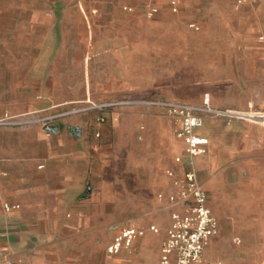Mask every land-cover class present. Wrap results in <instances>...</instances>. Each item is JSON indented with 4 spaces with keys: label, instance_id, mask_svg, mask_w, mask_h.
Wrapping results in <instances>:
<instances>
[{
    "label": "rangeland",
    "instance_id": "1",
    "mask_svg": "<svg viewBox=\"0 0 264 264\" xmlns=\"http://www.w3.org/2000/svg\"><path fill=\"white\" fill-rule=\"evenodd\" d=\"M213 2L231 6L233 0H193V16L188 6L171 13L166 0H0V113L23 114L38 105L52 107L86 96L96 101L123 98L116 101L122 105L117 111L123 112L116 114L114 124L118 136L124 138L135 132L141 120L169 117L154 105L157 102H196L193 99L199 98L202 104L207 97L210 106L251 101L264 108V0L241 11H227L226 5ZM123 6L134 11H125ZM147 6L160 10L147 18ZM231 40L251 51L235 56L229 50ZM257 57L263 60L261 68ZM40 96L42 101L37 100ZM148 150L150 155L136 146L134 154L139 162H154L156 183L158 174L182 148L173 156L165 149L158 155ZM235 161L232 175L217 162L212 166L214 174L222 180L226 171L237 180L243 174L245 157L236 156ZM249 161L254 168L260 167L257 157ZM159 190L151 185L140 193L155 201ZM143 203L145 210L133 214L141 222L131 223L128 217L124 223H155ZM217 219L220 231L205 249L207 261L264 264L259 230L244 238ZM141 242L116 256L136 254ZM133 262L125 257L120 264Z\"/></svg>",
    "mask_w": 264,
    "mask_h": 264
},
{
    "label": "crops",
    "instance_id": "2",
    "mask_svg": "<svg viewBox=\"0 0 264 264\" xmlns=\"http://www.w3.org/2000/svg\"><path fill=\"white\" fill-rule=\"evenodd\" d=\"M261 2L239 8H235L234 0L231 6L219 2L212 5H226L227 11H241ZM166 3L173 13L168 0ZM185 6L190 8L193 16V0H178V11L173 14H178ZM156 8L157 15L160 9ZM190 41L193 44V34ZM229 50L235 56L251 51L233 40ZM257 61L258 68H261L262 58L257 57ZM37 100L42 101V97ZM121 100L123 98L96 101L86 96L61 106L51 107L45 103L26 112L58 111L75 104ZM193 101L196 102H182L200 105L199 98ZM120 107L122 105L119 104L92 109L59 119L50 127L53 130L37 126L0 128V259L16 264H120L127 257L134 260L133 264H159L160 246L171 214L181 213L184 208L182 204L171 205L167 200L169 196L178 195L179 188L174 182L183 179L186 169L184 144L176 136L178 124L165 116L141 120L142 124L138 123L139 129L136 125L134 133L124 138L118 136L114 117L123 112L117 111ZM212 107L264 111L251 101L240 106L212 103ZM48 130L50 136L46 135ZM196 134L206 140L204 153L195 159L197 177L206 192L207 206L218 222V231L206 248L219 234L221 223L217 216L222 226L228 224L244 238L255 236L259 230L261 234L257 238L261 239L258 242L264 243V128L205 116ZM136 146L146 150V155H150L148 149L157 155L160 149H165L170 156L176 155L179 147L182 151L158 174L160 178L154 183L153 178L157 174L154 162L143 159L139 162L134 154ZM236 156L245 157L243 174L237 180L228 175L236 164ZM177 157L183 161L176 162ZM251 157L260 161L259 168L252 166ZM214 162L228 167L226 171L229 173L225 171L222 180L213 172ZM167 171L171 175H167ZM139 182L145 190L151 185L159 187L155 201L140 193ZM158 194H162V200L158 199ZM4 203L18 205L19 208L6 213L2 209ZM142 203L148 210L149 219L155 223H124L129 218L131 223L141 222L133 214L145 210ZM150 226L159 231H149ZM123 227L146 230L137 253L116 256L124 250L131 251L123 249L118 254H109L107 247ZM204 259L207 264H214L205 256Z\"/></svg>",
    "mask_w": 264,
    "mask_h": 264
},
{
    "label": "built area",
    "instance_id": "3",
    "mask_svg": "<svg viewBox=\"0 0 264 264\" xmlns=\"http://www.w3.org/2000/svg\"><path fill=\"white\" fill-rule=\"evenodd\" d=\"M260 0H234L235 8L244 5H253ZM169 8L173 13L178 11V0H168ZM125 11H132L131 7H124ZM156 7L147 8L144 13L147 18H152L157 13ZM190 28L197 30L194 24ZM154 104V103H152ZM119 105V102L108 104L86 103L77 107L65 110L46 111V109L35 110L23 114H9L7 112L0 116V128L20 129L29 127L50 128L57 120L76 115L78 113L103 109ZM154 105L164 109L166 114L177 124L176 136L183 141L185 156L184 165L186 167L181 182L175 181L179 191L177 196L167 198L171 205L182 204L184 206L181 213L173 212L171 221L164 232V238L160 246L159 264H207L204 259V250L217 231L218 222L207 206V195L202 188L195 169V159L204 153L206 140L196 134V130L203 124L205 116L222 119L225 122L241 121L256 124L264 128V111L249 108L239 109H218L209 105L208 98L205 97L200 105H191L183 102H157ZM50 136V131H46ZM176 162H182L177 157ZM42 168V166H39ZM171 175L170 171L166 172ZM159 200L163 199L162 194L157 195ZM18 205L4 203L2 209L8 213L18 209ZM149 231L157 233L159 230L150 226ZM146 230L134 227H123L113 237L107 247L109 254H118L123 249H132L145 234ZM235 243H240L239 238H234ZM0 264H16L4 258L0 259ZM25 264V263H20Z\"/></svg>",
    "mask_w": 264,
    "mask_h": 264
},
{
    "label": "water",
    "instance_id": "4",
    "mask_svg": "<svg viewBox=\"0 0 264 264\" xmlns=\"http://www.w3.org/2000/svg\"><path fill=\"white\" fill-rule=\"evenodd\" d=\"M46 129H50V130H53V128H46Z\"/></svg>",
    "mask_w": 264,
    "mask_h": 264
}]
</instances>
